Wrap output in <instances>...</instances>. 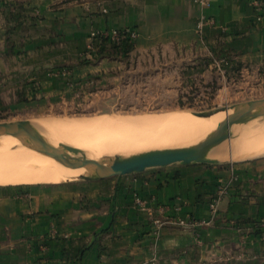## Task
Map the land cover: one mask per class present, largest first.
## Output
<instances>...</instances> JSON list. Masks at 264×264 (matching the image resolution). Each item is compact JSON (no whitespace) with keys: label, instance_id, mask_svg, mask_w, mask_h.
Wrapping results in <instances>:
<instances>
[{"label":"crops","instance_id":"1","mask_svg":"<svg viewBox=\"0 0 264 264\" xmlns=\"http://www.w3.org/2000/svg\"><path fill=\"white\" fill-rule=\"evenodd\" d=\"M201 17L212 23L200 33ZM125 28L137 32L129 64H79L97 48L93 32ZM61 67L74 77L148 67L174 83L229 84L264 68V0H0V101L60 94L69 87L51 70ZM220 180L229 190L214 220L181 224L210 219ZM262 249L264 156L0 184V264H205Z\"/></svg>","mask_w":264,"mask_h":264},{"label":"rangeland","instance_id":"2","mask_svg":"<svg viewBox=\"0 0 264 264\" xmlns=\"http://www.w3.org/2000/svg\"><path fill=\"white\" fill-rule=\"evenodd\" d=\"M57 71L59 73L56 75H62L70 89L62 90L58 95L54 93L41 101H14L12 107L10 102L0 101V122L31 119L42 130L44 129L48 136L50 135L52 142H66L65 144H74L77 147H80L79 143H83L85 151L91 156L126 155L151 148L178 146L175 143L160 144L159 141L163 137L160 134L163 133L156 132V128L149 125V121L171 120L166 122L163 128H173L179 124L180 128L188 129L196 119L210 120L219 114L217 112L204 117L194 114V111L231 107L248 100L264 98V68L255 69L249 75L236 73L229 84H225L223 80H215L213 85L203 82L197 85L189 82L185 85L184 82H178V78L174 83L171 77L164 79L155 73L159 72L157 69L148 67H140L138 70L134 67L128 70L115 67L108 71L77 77L73 76V71L69 67L51 70V73ZM260 118L244 124L243 128L253 126ZM145 129L149 132L147 133ZM236 135L240 136L234 133L230 139L222 143L225 150L232 148ZM126 136L128 140L124 138ZM199 137H194L190 142ZM259 156H264V151ZM255 254L256 252L252 251L234 257L248 258Z\"/></svg>","mask_w":264,"mask_h":264},{"label":"water","instance_id":"3","mask_svg":"<svg viewBox=\"0 0 264 264\" xmlns=\"http://www.w3.org/2000/svg\"><path fill=\"white\" fill-rule=\"evenodd\" d=\"M229 109H233V114L229 116L225 125L200 142L151 148L126 155L91 156L85 148L74 144L58 141V145H55L51 137L31 119L0 122V135H12L27 146L44 145L49 154L63 165L71 168H84L86 175L80 176L82 179H103L172 164L226 163V160L211 157L212 150L220 147L223 142L232 137L235 133V125L243 126L264 116V98L248 100L231 107L194 111L193 113L209 117L214 113ZM92 171L95 173L89 175Z\"/></svg>","mask_w":264,"mask_h":264},{"label":"bare ground","instance_id":"4","mask_svg":"<svg viewBox=\"0 0 264 264\" xmlns=\"http://www.w3.org/2000/svg\"><path fill=\"white\" fill-rule=\"evenodd\" d=\"M231 114H233V109L219 111V114L214 119H210V120L202 119V118L196 119V121L194 120L195 121L194 123L192 122V127L188 129L187 128L185 129L182 127L180 128L179 124H177L176 127H173V128H168V127L163 128L165 123L166 122L168 123L171 120H167V121L164 120L161 122L160 121H156V122L149 121V125H152V127L156 128V132L161 131L163 133V134H160L161 137L163 135V137L161 138L162 140L160 139L159 141L160 144L164 142L166 144L175 143V144H178V146L179 144L184 145L187 143H188L187 145H190V144L200 142L204 140L205 138H207L208 136H210L211 134L220 130L225 125V123L228 121L229 116H231ZM129 119H132V118H129ZM122 126L120 125V127ZM243 127L244 125L234 126V132L236 134H239L240 136L236 135V138L232 142L233 145L231 149L225 150L224 145H221L220 147L212 150L210 154L211 157L218 158L220 160H227V159L244 160V159L259 156L264 151V116H262L257 123L253 124V126H250L248 128H246L247 126L245 128ZM75 128H78V127H75ZM80 129H81V126H80ZM84 129L86 130V128ZM85 130H82V131H85ZM145 131L147 133L149 132L147 131V129H145ZM149 135L151 134H148V136ZM197 136H200V137L190 142L191 139L193 140V138L194 137L196 138ZM124 138H127V136ZM137 138L138 137H136V139ZM128 139L129 138H127V140ZM141 140H139L140 143H141ZM145 140L146 139L144 137V141ZM147 140H148V137H147ZM131 142L133 141L131 140ZM52 143L55 145H58L55 142H52ZM137 144L136 146H138ZM168 145H171V144H168ZM78 146L84 148L85 145L83 143H79ZM241 148H243V150ZM84 170H85L84 168H71V167H67L63 165L60 161L53 158L49 154L45 146L42 144L34 145V146H27V145H24L20 140H18L16 137L12 135H0V184L2 183H12V184L40 183V182H54L55 180H59V181L60 180L61 181L72 180V179L80 178V176L82 175H86V172H84ZM94 173L95 172L92 171L89 173V175H92Z\"/></svg>","mask_w":264,"mask_h":264},{"label":"trees","instance_id":"5","mask_svg":"<svg viewBox=\"0 0 264 264\" xmlns=\"http://www.w3.org/2000/svg\"><path fill=\"white\" fill-rule=\"evenodd\" d=\"M9 8V6H7ZM18 18L19 13L14 15ZM121 32L122 37L114 41L109 36L100 35L99 43L96 49H89L85 58L79 61V64L84 63H97L104 58L121 60L126 64H129V56L131 51L134 48V40H131L129 37L125 36L124 29H118ZM19 101H28L24 98H21ZM258 232L263 231V227L259 226L257 229ZM255 256L248 258H235L231 257L228 259H223L216 262H210L205 264H264V251L255 250ZM262 252V253H261ZM260 253V254H259Z\"/></svg>","mask_w":264,"mask_h":264},{"label":"built area","instance_id":"6","mask_svg":"<svg viewBox=\"0 0 264 264\" xmlns=\"http://www.w3.org/2000/svg\"><path fill=\"white\" fill-rule=\"evenodd\" d=\"M256 4L260 5V2H256ZM212 20L208 19L206 17H201L198 22H197V28L198 31L201 33L203 31L204 26L211 24ZM125 36L129 37L131 40H135V38L137 37V32L133 29L130 28H125ZM100 35H104V36H109L112 40L117 41L119 40L122 35L120 30L118 29H113V30H104V31H100V32H93L92 33V38H96L99 39ZM90 48H93L90 47ZM59 73V71L55 72V74ZM229 190V182H224L222 180H220V182L217 185V189H216V193L212 199V201L210 202V212H211V217L209 220H181L180 223L181 224H190L193 226H204V225H208L210 224L215 216L218 214L219 211V206H220V202L222 200V198L225 196V194L228 192ZM137 203L141 206V207H145V201L141 198L137 199ZM154 224H155V230L158 231L164 224V221L160 220V219H155L154 220ZM262 225V223H261ZM237 230L242 232V228L241 227H237Z\"/></svg>","mask_w":264,"mask_h":264}]
</instances>
